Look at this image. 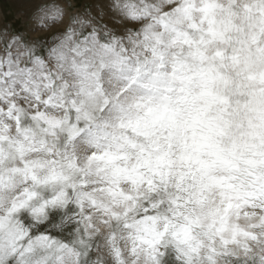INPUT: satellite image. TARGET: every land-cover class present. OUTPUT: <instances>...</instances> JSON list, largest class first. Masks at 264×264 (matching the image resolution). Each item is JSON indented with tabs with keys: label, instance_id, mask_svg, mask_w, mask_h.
Masks as SVG:
<instances>
[{
	"label": "snow or ice",
	"instance_id": "6c2138e0",
	"mask_svg": "<svg viewBox=\"0 0 264 264\" xmlns=\"http://www.w3.org/2000/svg\"><path fill=\"white\" fill-rule=\"evenodd\" d=\"M0 6V264H264V0Z\"/></svg>",
	"mask_w": 264,
	"mask_h": 264
},
{
	"label": "rangeland",
	"instance_id": "374dc122",
	"mask_svg": "<svg viewBox=\"0 0 264 264\" xmlns=\"http://www.w3.org/2000/svg\"><path fill=\"white\" fill-rule=\"evenodd\" d=\"M44 2L57 5L62 4L64 0H44ZM0 6L5 13L10 15V18H15L25 10L23 0H0Z\"/></svg>",
	"mask_w": 264,
	"mask_h": 264
}]
</instances>
